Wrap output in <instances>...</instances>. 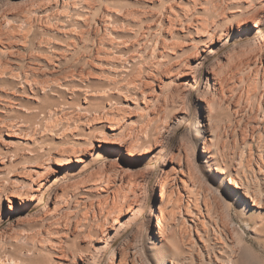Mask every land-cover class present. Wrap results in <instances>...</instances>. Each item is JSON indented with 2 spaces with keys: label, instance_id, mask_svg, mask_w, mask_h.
<instances>
[{
  "label": "bare ground",
  "instance_id": "bare-ground-1",
  "mask_svg": "<svg viewBox=\"0 0 264 264\" xmlns=\"http://www.w3.org/2000/svg\"><path fill=\"white\" fill-rule=\"evenodd\" d=\"M253 1L264 5V0ZM19 3L26 5L19 13L0 14V226L8 223L0 231V264H264V64L253 67V71L249 70L252 73L246 72L248 76L241 79L237 78L238 68L231 65L230 56H224L208 70L204 87L195 98L192 131L197 146L184 136L160 160L155 188L159 186L161 205L156 211L152 209L146 219L142 220V216L148 200L143 204L132 200L128 195L129 180H124V174L120 173L122 167L107 161L123 149H106L77 135L71 136L73 143L70 138L66 140L73 146L61 154L41 147L44 135L60 141L57 133L61 128L60 117L67 130L73 128L72 124L76 129L83 125L82 132H92L91 135L97 130L87 117L71 112L65 115L63 111L67 109L62 111L60 101L49 103L52 96L60 98V89L71 96L75 95L71 92H83L80 83L86 82L87 75V79L93 77L92 72L79 68L86 61V54L94 56L92 64L93 61L100 64L110 50L126 52L132 66L147 61L146 65L149 62L152 68L164 69L162 83L177 82L174 92L180 94L181 88L196 84L198 71L194 70L202 66L205 57L204 60L188 57L173 65L174 60L184 58L187 53V48L174 52L177 47L173 49L174 44H169L175 38V30L184 29L190 22L197 36L202 37V44L208 43L207 50H203L208 58L214 49L224 48L227 38L247 37L250 35L247 28L257 31L259 24H240L238 35L234 31L236 26H227L225 33L216 36L218 32L213 33L203 16L195 17L210 7L204 9L208 0H19ZM96 19L98 25L93 32L91 22ZM226 66L230 68L229 76L221 78ZM182 67L183 75L175 77L174 72L181 73ZM152 68L149 70L153 71ZM150 82L147 86L151 87ZM150 87L132 94L134 101L121 96L126 102L121 105L123 109L148 112L150 127L163 120L142 148L144 161L159 158L169 139L191 116L187 89L184 99L181 95L179 101L169 99L171 107L161 104L156 108L158 96H154ZM220 99L228 100L223 114L218 111ZM104 106V116L122 115V109ZM168 108L174 113L168 115ZM19 112L26 114L27 124L3 120ZM237 113L248 117L241 118L238 125L241 129L237 132L234 128L232 136ZM34 118L44 121L46 134H37L31 120ZM102 126L115 129L113 125ZM77 145L88 147L77 151L73 148ZM102 159L105 162L100 164ZM54 162L56 169L50 172L49 163ZM88 168L93 170L83 180H74V175ZM65 173L67 180L63 177ZM97 176L107 179L114 176L117 180L110 186L113 183L106 180L96 181ZM59 181L62 183L54 193V207L32 214ZM102 197L101 216L108 211L104 221L103 216L95 223L89 222L88 217L74 223L68 221L70 214L79 210L88 198ZM4 198L9 203L7 208ZM241 223L253 238L252 246ZM130 229L131 235L115 247Z\"/></svg>",
  "mask_w": 264,
  "mask_h": 264
},
{
  "label": "rangeland",
  "instance_id": "rangeland-1",
  "mask_svg": "<svg viewBox=\"0 0 264 264\" xmlns=\"http://www.w3.org/2000/svg\"><path fill=\"white\" fill-rule=\"evenodd\" d=\"M18 1L19 0H0V14H4L6 12L16 14V13H19L20 11H22V9L26 8V7H24V6H26L25 4L19 3L20 4L19 5ZM250 1L251 0H235V1L234 0H211V1L208 0L209 5L206 4V6H204V9L210 6L209 8H207L209 10L205 9V12L203 13V15L195 16L196 19H199V18L201 19L203 16V18H202V19H204L203 21L206 22V24H208L207 26H210V28H213L212 29L213 33L216 32V34H217V32H218L217 35L215 34L216 36H218V35L220 36V34L225 33L223 31H226L228 29V27H231V25L236 26V29L234 31L237 35L239 34L240 24L245 25L247 22H255V23H258L260 26L259 30H257V31L255 29H254L255 31H253V30H250L249 28H247L248 33L250 34L247 37L235 38L234 37L235 35H234L232 37L227 38L225 40V42L227 44H224L225 45V46H223L224 48L221 47L222 49L220 48V50L214 49L212 51L213 53L211 55H208V58H207V53H205V51L207 50V48L205 46H207L208 43L207 42L205 43V41H204V45L202 44V40L200 39L202 37H199V35L197 36V34L195 33L194 26L192 24H190V22L186 23L187 25L185 24L186 28L184 27V29L182 28L181 30H178V31L175 30L174 31L175 32L174 33L175 38L172 39L171 41H169L170 43L169 42L168 43L171 46H173V44H174L173 49H176V47H177V50H175L174 52H177V51L180 52L181 48L185 49V50L187 48V51H186L187 53H185L183 55L184 58H180V60L179 59L174 60L173 65L178 64L181 60L188 58V57L194 58L196 56L197 58H201L203 60L205 57V61L207 60L206 62L203 61L204 62V63L202 62L203 64L201 63L202 66H200L198 68V70H194L195 72L198 71L195 74V75H197L196 76L197 77L196 84L187 85V86H185V88H181V90L183 89L182 90L183 93L181 91L180 94H178V92L175 93L176 92L175 87L177 85V82H175V83L174 82H171V83L168 82L167 85H166L167 82H165V84L162 83L163 79H164V76H163V74H164L163 72L165 71L164 69L159 70V68H154V67L152 68V65L149 62H148V65H146L147 61H146V63L143 62V65H142V61H141L140 65H139V63L133 64V66H134L133 67L132 62L129 61L130 60L129 54H127L126 52L122 53V51H121V53H122L121 54L120 51L110 50L109 54L105 55V57H102L103 61L100 64L95 62V61H93V64H92V59H94V56L91 57V55L86 54L87 56L85 55V57L87 59L83 56L84 59H86V61L84 63L87 62L86 64H88V65H82L84 63H80L79 68L85 69L86 72L89 71V72L93 73L92 78L87 79V77H88V75H87L85 77L86 82L84 81L83 83H80L83 87L84 93L83 92L81 93L79 91L78 92L77 91L71 92L72 91L71 90L70 92L75 94V95L71 96V94H69L68 92L66 93V91H64V90L62 92L60 89V92H61L60 98L56 99L57 98L56 96H54L55 98H53V96H52L49 103H53L55 101L56 102L60 101V107L62 106L61 107L62 111L67 109L66 111H63V113H65V115H66V113L68 114L71 112V113H75V114H80L82 117H87L88 120H91L90 122L89 121L88 122L91 125H93L95 128L97 127V130H96V132L94 131L95 133H93V135H91L92 132H90V133H88L87 131L82 132V130H85L83 125L81 127H78L79 129L78 128L76 129V127L72 123L71 124H72L73 128H70V130H67L65 127L66 122L65 123L62 122V119H61L62 117H60V120H61L60 121V123H61L60 127L61 128H60V132H57V133H59L58 136H60V141L55 137L53 138V137H49L47 135L46 136L44 135L43 140H45V142L43 143V141H42L41 147L44 149L46 148V150L49 149V151L54 153V154L55 153L61 154L62 152L67 150L70 147V145H71V147L73 146L72 144H69V142L73 143V140H71L72 139L71 136L75 135L74 137L76 138V135H77V137H81L82 140L87 139L89 141L91 140V142H94V143H98V144L100 143V144L104 145V148H106V149H111V148L114 150L123 149L120 153L116 152V154L113 155L114 157L107 159V161H114L117 165L122 167V170H121L122 172H120V173L124 174V180H126L127 182L129 180L130 187H131L130 191H132V193H130V191H129V194L127 191H126L127 193L126 192L125 193L130 195L132 197V200L133 199L134 200L136 199L137 201L139 200L138 202L142 203V204L145 203L146 200H148V206L143 210V216H142V220L146 219L147 215L150 213V211L152 209L154 211H156L161 205V196H160V192H159V186L156 185V188H155V183H156V179L158 176L159 167H160V163H161L160 160H162L163 158H166L170 148L172 146H174L177 143V141L184 136H187V138L190 140L192 145L197 146L198 140H197V137H196L194 131H192V130H194L193 129V121L195 118V114H194L195 113V111H194L195 110V98H196L197 93L204 87L205 78H206V74H207L208 70L212 67V65L214 63L221 60L224 56L225 57L230 56V57H232L231 58V60H232L231 65L235 68H238L237 71L239 73L237 75V78L241 79L243 76L246 77V76H248L249 73H252L251 71H249L250 69H252V71H253L255 67H259L260 64L261 65L264 64V5L263 4L260 5V3L252 0L251 3H253V5H251V6L249 5V7H248L247 4L248 3L251 4ZM21 7H23V8H21ZM259 10H260V12H259ZM208 12H209V15L207 14ZM191 13L193 14L194 11L191 10ZM211 16H213V18ZM257 20H258V22H257ZM96 22H97V24H96ZM224 24H225V27H224ZM97 25H98L97 19L91 22V27H92L91 29L93 32L95 31ZM220 25H222V26H220ZM222 27L224 29H222ZM217 29H222V31L217 30ZM247 30H246V32H247ZM191 32H193V34ZM194 33H195V35H194ZM198 39L201 40V43H200V40L198 42ZM192 40H193V43H192ZM196 40H197V42H196ZM129 44H130V42H128V45ZM178 45H180L181 47H178ZM192 45L193 46L195 45L194 47H196V48H194V51H193V48H191ZM197 47H198V49H197ZM173 49L171 50V52L173 51ZM195 49H197V50H195ZM203 50H205V51H203ZM125 51H127V50H125ZM195 51L197 53L199 51V53L201 55L199 53H198L199 54L198 55ZM198 56H200V57H198ZM75 61L72 62L71 64L76 63ZM81 66H84V67H81ZM228 67H229V65H228ZM228 67L226 66L224 68L225 70L222 73L221 78H225V77L229 76L228 70L230 68H228ZM247 67L248 68L252 67V68L247 69ZM149 68H152L153 71H150ZM182 69H183V67L181 68V73H179L178 71H177V73L174 72L175 77L183 75L185 68L183 70ZM148 70L150 71V73ZM245 70H247V71H245ZM124 72H125V74H124ZM153 72H154V74H153ZM147 74L148 75L151 74V75L148 77ZM61 75H62V73H60V76ZM147 82L152 83L151 84L152 86L151 87H150V85L147 86V84H149ZM77 83L79 84V82H76V84ZM137 85L138 86L140 85V86L138 87ZM163 85H164V87H163ZM147 87H150L149 88L150 91L153 90L152 92L155 93V94L153 93L154 96H158L157 97L158 98V104L156 103L157 105L154 106L156 108H157V106H159L161 104H162L161 106H163V107H164L163 104H165L168 107H171V104H172L171 101L172 100L175 102L180 100L181 97L178 98V95H181L182 99L185 98V97L183 98V95L185 94V91L187 89L188 92L187 91L186 92L188 94L187 98H188V103H189L188 108L190 109L191 116L184 123L183 127L180 128L176 132V134L169 139V142L166 144L167 147L165 148V151L163 152V154L159 158H155V159L149 160V161L148 160L144 161L143 158H145L146 155H144V150L142 148H143L144 144L147 142L148 138L149 139L152 138L153 134L155 133L157 125L162 124L163 120L159 121L158 124H155L156 127L151 126L152 127V129H151V127L149 126V122H148V116H147V115H149L148 112L144 111V110H142V112H140L141 110L137 109V108L131 109V108L124 107V109H123V107L121 105H123V103H126V102L122 99L121 96L125 95L126 98L129 97V99L131 98V100H133L132 97H133L134 93L139 94L140 91L144 90V88L146 89ZM167 87H168V89H166ZM181 87H183V86H181ZM162 89H164V90H162ZM184 89H185V91H184ZM134 90H135V92H134ZM137 90H139V91H137ZM98 92H99V95L97 96L96 94H98ZM161 93H163V95H165V97ZM68 94H69V97H67ZM76 94H77V96H76ZM172 96L173 97L175 96V97L173 98ZM171 97H172V99H171ZM219 98L220 97H218L217 99H219ZM59 99H61V100H59ZM161 99H162V101H161ZM226 101H228V100H223V102H222V100L220 99L218 101V105L219 104L221 105V106L220 105L218 106L219 107L218 111L220 113L222 112V110H223V113L227 111L226 107L228 105L227 104L228 102H226ZM79 103H80L81 107H79V105H78ZM98 104H99V106H98ZM167 104H169V105H167ZM177 104H178V102H177ZM104 105H106V107L108 105L109 106L112 105L110 110L122 109L120 111L121 112L120 114H122V115H119L120 117L119 116H109L108 117L107 115L104 116L105 115L104 114L105 110H103V108L105 107ZM177 106H179V105H177ZM79 108H81L82 110ZM173 108L174 107H172L171 109H173ZM168 109H170V108H168ZM171 109L167 110L168 115L170 114V112L174 113ZM219 109H221V110H219ZM97 110H99V111H97ZM152 110H153V108H151V111ZM122 112H124V113H122ZM223 113H221V114H223ZM234 117H235L234 119L236 121V124H234V125L237 128L235 126H233V130L235 128V130L237 131V129H238L237 132H239V130L241 128H239L238 125L241 121V118L242 117L247 118L248 115H246L245 113L244 114L243 113H237L236 115H234ZM18 119H19V121H18ZM25 119L28 122V118H26V114H24V112L23 113L19 112V114L18 113L16 115L13 114V115H11V117H8V119L4 118L3 120H5L6 122L18 123L20 125V124H27ZM31 120L33 123V127L36 128V132L38 135L46 134L43 131L44 121L41 123L42 120L39 118H34ZM62 123H64L65 126ZM103 124H106L110 127L113 125L112 128H115V129H113V130L111 129L112 130L111 131L109 127H108L109 129L107 128V126L104 128L102 126ZM41 126H42V128H41ZM145 126H146V128H145ZM147 126L150 127L151 130ZM39 128L42 130L39 131ZM81 128H82V130H81ZM147 128H148V130H147ZM153 128H155V129H153ZM233 130H231L233 132V133L231 132L232 136H234V132H235V130L234 131ZM79 131H81L82 133ZM85 132L87 133L88 136H85ZM68 138H70L69 139L70 141L67 140ZM66 140L69 142L67 143ZM143 140H144V143H142ZM233 140L234 141H231L232 142L231 145H233L235 143V138ZM61 142H63V143H61ZM47 143H48V145H47ZM118 143L119 144L122 143V145H119ZM77 146L73 147L77 151H79L81 149L83 151H85L86 148L88 147L87 145H86L87 147H85V148L80 147V146L77 147ZM136 146H137V148H136ZM22 150H21V152H22ZM54 150H55V152H54ZM165 155H166V157H165ZM102 162H105V159H102L100 161V164H102ZM60 163L64 164V162H62L61 160H60ZM49 164L52 167L50 169V172H53V170L56 169L55 167L57 165H54L55 162L49 163ZM92 170H93L92 168H88L84 172L77 173L76 175L73 176L74 180H77V181L81 180V179L83 180L84 177L87 174H89ZM67 175L68 174L65 173V176H63V177H65L66 180L68 179ZM105 178L106 177L103 178V177L97 176L95 179H96V181L106 180L109 183L110 182L113 183L112 185H110L111 184L110 183L109 184L110 186H113L115 181L117 180V179L115 180L116 177L114 178V176H111L108 179L107 178L105 179ZM61 183L62 182L59 181L57 183V185L55 187H53L48 192L44 202H42L39 205V207H37V209H35L32 212V214L36 213V212L37 213L41 212L44 209L47 210V209H51L54 207V202H55L54 193H55L56 189L60 186ZM109 185H107V186H109ZM109 187H107V188H109ZM154 188H155V192H154ZM133 191H134V193H133ZM132 194L133 195L136 194V195L133 196ZM103 198L104 197H102L101 199H99V198L98 199L97 198L96 199L88 198L86 201H84L85 203H83L80 206V209L78 208L79 210H75L73 213L70 214L68 221L74 223L78 220L85 219L88 217V220H90L89 222H91V221L94 222V221H98V219H102L101 218L102 216H103L102 220L104 221L105 220L104 218L106 217L104 215H107L106 212H108V211L105 210L104 214L102 216H101V213L99 211V201H101ZM4 205L6 206V208L9 207V203L7 202V200L5 198H4ZM107 210H108V208H107ZM99 216H101V217H99ZM7 226H8V223H5L2 226H0V231H2V229L6 228ZM241 226L247 232L248 244L250 243L249 245H251V244L253 245V238H252L251 234L248 232L247 228L245 229L246 226H244V223L243 224L241 223ZM131 233H132V230L130 229L128 231V233L125 234L123 236V238L119 242L116 243L115 247H118L124 240H126L131 235Z\"/></svg>",
  "mask_w": 264,
  "mask_h": 264
}]
</instances>
